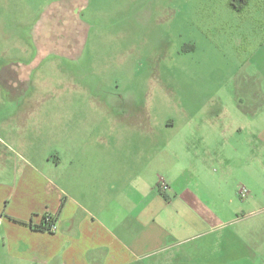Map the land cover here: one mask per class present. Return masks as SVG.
<instances>
[{
  "label": "crops",
  "instance_id": "crops-1",
  "mask_svg": "<svg viewBox=\"0 0 264 264\" xmlns=\"http://www.w3.org/2000/svg\"><path fill=\"white\" fill-rule=\"evenodd\" d=\"M245 63L252 86L215 110L205 106L204 120L189 117L183 131L153 120L147 106L76 104L44 106L59 112L56 138L46 135L58 146L50 152L5 153L1 137L0 264H197L195 249L182 246L211 235L219 245L222 228L223 264H264V42ZM202 129L216 138L196 135ZM7 137L27 143L16 132ZM202 144L219 148L192 151ZM213 164L223 168V207L233 208L223 219L188 179ZM239 184L248 195L228 200ZM48 215L55 232L42 230Z\"/></svg>",
  "mask_w": 264,
  "mask_h": 264
},
{
  "label": "rangeland",
  "instance_id": "rangeland-1",
  "mask_svg": "<svg viewBox=\"0 0 264 264\" xmlns=\"http://www.w3.org/2000/svg\"><path fill=\"white\" fill-rule=\"evenodd\" d=\"M248 1L240 14L234 8L242 0H0L2 150L45 154L58 147L47 142L59 121L58 108L48 106H147L153 120L175 121L180 131L189 117L204 120L205 106L215 110L253 84L245 62L264 42V0ZM37 105L45 107L28 111ZM165 131V138L176 135ZM207 131L195 132L216 138ZM13 132L27 143L11 144ZM207 147L192 151L204 154ZM199 172L189 182L223 219L233 210L223 207V168ZM242 190L229 188L227 199L241 200ZM218 233L219 245L211 235L182 248L195 249L197 264H223V228Z\"/></svg>",
  "mask_w": 264,
  "mask_h": 264
},
{
  "label": "built area",
  "instance_id": "built-area-1",
  "mask_svg": "<svg viewBox=\"0 0 264 264\" xmlns=\"http://www.w3.org/2000/svg\"><path fill=\"white\" fill-rule=\"evenodd\" d=\"M159 189L161 190V191H163V192H166L168 189H169V186H168V184H167V182H166V180L164 179V178H162V177H160V180H159ZM241 195L243 196V197H245V196H247L248 195V191L246 190V189H243L242 191H241ZM46 219L49 221V222H52L50 225V232H55L56 231V226H55V224H54V222L52 221V218H50V216L48 215V216H46Z\"/></svg>",
  "mask_w": 264,
  "mask_h": 264
},
{
  "label": "trees",
  "instance_id": "trees-1",
  "mask_svg": "<svg viewBox=\"0 0 264 264\" xmlns=\"http://www.w3.org/2000/svg\"><path fill=\"white\" fill-rule=\"evenodd\" d=\"M244 3L246 2L245 0H242ZM236 9V7L234 8ZM52 222H49L47 225H43L42 230L50 231V226ZM51 224V225H50Z\"/></svg>",
  "mask_w": 264,
  "mask_h": 264
}]
</instances>
